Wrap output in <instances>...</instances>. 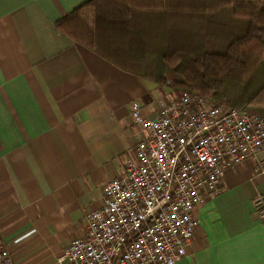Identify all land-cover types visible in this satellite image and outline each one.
<instances>
[{
    "label": "crops",
    "instance_id": "obj_1",
    "mask_svg": "<svg viewBox=\"0 0 264 264\" xmlns=\"http://www.w3.org/2000/svg\"><path fill=\"white\" fill-rule=\"evenodd\" d=\"M88 1L0 0V236L15 264H61L146 135L133 110L175 97L58 31ZM260 167L264 150L226 171L178 264H264Z\"/></svg>",
    "mask_w": 264,
    "mask_h": 264
},
{
    "label": "built area",
    "instance_id": "obj_2",
    "mask_svg": "<svg viewBox=\"0 0 264 264\" xmlns=\"http://www.w3.org/2000/svg\"><path fill=\"white\" fill-rule=\"evenodd\" d=\"M132 117L146 135L61 264H178L199 228L197 209L222 192L228 169L264 150V117L187 92L155 117L137 108ZM255 213L264 221V199ZM0 264H15L1 236Z\"/></svg>",
    "mask_w": 264,
    "mask_h": 264
},
{
    "label": "trees",
    "instance_id": "obj_3",
    "mask_svg": "<svg viewBox=\"0 0 264 264\" xmlns=\"http://www.w3.org/2000/svg\"><path fill=\"white\" fill-rule=\"evenodd\" d=\"M56 28L175 97L264 117V0H89Z\"/></svg>",
    "mask_w": 264,
    "mask_h": 264
},
{
    "label": "rangeland",
    "instance_id": "obj_4",
    "mask_svg": "<svg viewBox=\"0 0 264 264\" xmlns=\"http://www.w3.org/2000/svg\"><path fill=\"white\" fill-rule=\"evenodd\" d=\"M171 84V81H169V85ZM173 96H175L174 94H173Z\"/></svg>",
    "mask_w": 264,
    "mask_h": 264
}]
</instances>
